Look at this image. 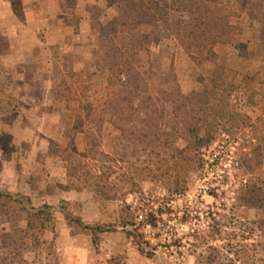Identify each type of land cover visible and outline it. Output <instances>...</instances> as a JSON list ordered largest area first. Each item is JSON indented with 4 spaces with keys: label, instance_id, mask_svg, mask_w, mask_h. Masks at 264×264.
Masks as SVG:
<instances>
[{
    "label": "rangeland",
    "instance_id": "1",
    "mask_svg": "<svg viewBox=\"0 0 264 264\" xmlns=\"http://www.w3.org/2000/svg\"><path fill=\"white\" fill-rule=\"evenodd\" d=\"M221 1L231 43L121 34L125 83L122 3L0 0V264H264V0ZM8 193L44 214L27 227Z\"/></svg>",
    "mask_w": 264,
    "mask_h": 264
},
{
    "label": "trees",
    "instance_id": "2",
    "mask_svg": "<svg viewBox=\"0 0 264 264\" xmlns=\"http://www.w3.org/2000/svg\"><path fill=\"white\" fill-rule=\"evenodd\" d=\"M110 4L122 3L123 10L120 14L112 20L113 32H115L112 42L116 41L113 49L119 56H111L112 67H123L124 71H121L120 78H129V70L126 66L127 59H124L125 52L124 48L126 45L119 43L118 39L123 33H129L133 31L139 24L152 23L156 21H163L172 33H176V37L180 43L185 46L186 49H190L194 46H202L204 43L213 41V43L226 39L228 43H231L240 33L238 27L230 23L226 14L222 9L223 2L221 0H182L183 11L189 17L187 20L174 17L171 13L172 8L167 10L168 4L164 2V5L159 0H109ZM112 50H110L111 54ZM122 63H120V62ZM112 67L108 68V74L112 75ZM131 71V70H130ZM77 75L72 73L70 78H62L59 82L57 95L59 98L69 102V105L76 107L79 112L82 99L78 93L77 83L73 80L74 76ZM129 78L125 83H129ZM249 78H243L240 81L238 87H245ZM228 81H223L220 84H216L214 93L218 92L221 94L222 100L229 102L231 99V91H233L237 85L229 84L226 86ZM81 90V89H80ZM167 92V91H166ZM180 95V94H177ZM75 105V106H73ZM80 117L76 116V121L79 122ZM3 191H0V195ZM6 197L10 198L11 204L16 205L20 211L26 213L25 217L22 215L20 219L26 220L27 227L33 226V219L41 218L44 212L39 209L36 210L31 204L28 198L18 194H6ZM10 221V220H8ZM78 223L85 228L87 227L81 220H77ZM22 230V228H21ZM23 231V230H22Z\"/></svg>",
    "mask_w": 264,
    "mask_h": 264
}]
</instances>
